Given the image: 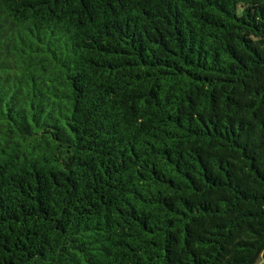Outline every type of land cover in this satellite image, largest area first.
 <instances>
[{"label": "trees", "instance_id": "trees-1", "mask_svg": "<svg viewBox=\"0 0 264 264\" xmlns=\"http://www.w3.org/2000/svg\"><path fill=\"white\" fill-rule=\"evenodd\" d=\"M264 264V0H0V264Z\"/></svg>", "mask_w": 264, "mask_h": 264}, {"label": "rangeland", "instance_id": "rangeland-1", "mask_svg": "<svg viewBox=\"0 0 264 264\" xmlns=\"http://www.w3.org/2000/svg\"><path fill=\"white\" fill-rule=\"evenodd\" d=\"M263 262V260L260 258L259 260H258V264H260V263H262Z\"/></svg>", "mask_w": 264, "mask_h": 264}]
</instances>
